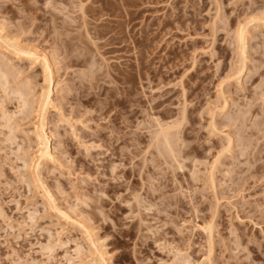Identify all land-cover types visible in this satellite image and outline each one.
<instances>
[{
  "label": "rangeland",
  "instance_id": "obj_1",
  "mask_svg": "<svg viewBox=\"0 0 264 264\" xmlns=\"http://www.w3.org/2000/svg\"><path fill=\"white\" fill-rule=\"evenodd\" d=\"M0 37V264H264V0H0Z\"/></svg>",
  "mask_w": 264,
  "mask_h": 264
},
{
  "label": "bare ground",
  "instance_id": "obj_2",
  "mask_svg": "<svg viewBox=\"0 0 264 264\" xmlns=\"http://www.w3.org/2000/svg\"><path fill=\"white\" fill-rule=\"evenodd\" d=\"M80 10H81V12L83 13L82 15H84V17H85V12H84V9H83V6H80ZM83 17V16H82ZM82 27H83V25H82ZM244 33H246V32H244L243 30H240L239 31V33L237 34V39H238V41L241 43V44H243L244 45V43H243V41L245 40L244 38H245V34ZM87 34V33H86ZM88 36V35H87ZM1 38H3V40H4V43L7 45V44H9L8 42H9V40H7L6 38V40L4 39V37H0V39ZM0 45H2V44H0ZM14 45V46H13ZM13 45H11V49H12V52L14 53V55H16V56H19L20 57V55L21 56H23L24 58H28V59H32V58H35L34 57V52H30V51H26V50H24V49H22V48H19V46H17V45H15V44H13ZM8 46H10V45H8ZM4 48V47H3ZM6 48H8V47H6ZM5 48V49H6ZM11 51V50H10ZM36 59V58H35ZM34 59V60H35ZM44 59V61L47 63V59L46 58H43ZM49 64V63H48ZM45 65V64H44ZM5 67V66H4ZM4 67H2L1 65H0V80L1 79H4L5 80V82H4V80H3V82L4 83H6V84H8L7 82H8V80L6 79V77H7V71L6 70H4ZM44 68V67H43ZM46 68V69H45ZM45 68H44V71L45 70H47L48 69V65L46 64V66H45ZM50 68V67H49ZM242 68H240V70H241ZM239 70V71H240ZM242 71V70H241ZM45 73H46V71H45ZM237 73H240V72H237ZM46 78H45V80H44V82L46 83L45 84V86L41 89V92H40V94H39V96L37 97V101H36V106H35V108H34V113H36V118H37V122H36V127H35V130H34V133H33V136H34V138H35V140H36V146H37V148H38V150H37V152H38V155H37V162H39L35 167L33 166H30V168L32 167L33 168V170L34 169H38L39 168V166H40V163L43 161V162H46V161H53V156H52V153H51V151H50V144H49V138H50V134H47V132L45 131V125H46V120H47V118H46V114H47V110H48V108H49V106H51L52 105V103H53V101H52V97H51V92H52V88H51V83H52V73H48L47 74V76H45ZM2 84L1 82H0V84H2L3 86L4 85H6V84ZM1 85V86H2ZM12 91V90H11ZM10 91V92H11ZM15 91H13V95L15 94V96L17 97V99L19 100H21L20 101V104H19V102H18V104L19 105H21L22 103V99L24 100L25 99V97H23V96H25V95H23L24 93H21L20 91H16V93H14ZM11 94V95H12ZM8 95H9V93H8ZM15 96H13V97H15ZM15 97V98H16ZM22 98V99H21ZM25 102L26 101H23V106L25 105L26 106V104H25ZM22 106V107H23ZM23 108H25V107H23ZM24 112V111H23ZM24 114V113H23ZM238 117V116H237ZM241 117V116H240ZM238 119V118H237ZM240 119V118H239ZM244 119V118H243ZM9 120H11V118L9 119ZM243 121V120H242ZM241 121V122H242ZM17 124V123H16ZM12 126V125H11ZM15 126V125H14ZM17 126H19V125H17ZM13 127V126H12ZM12 127L10 128V129H12ZM16 127V126H15ZM160 128V127H159ZM170 128H172L171 126L169 127V126H166V128H160V129H158V130H160V131H158V132H156L157 133V135H153V136H155V137H153L154 138V140H153V142L155 143V145L154 146H158V145H161V149H163V150H161V151H163V153L165 152L166 153V155H167V153H168V155L167 156H170V159H171V157H172V159H173V161L174 162H176L177 160H176V158L178 159V156H176L175 154H176V150L174 151V146L173 145H175V143L176 142H174L172 139H173V136H172V134L170 133L171 131H169L170 130ZM13 130V129H12ZM14 131V130H13ZM9 132H11L10 130H9ZM175 135H176V133H174ZM173 134V135H174ZM10 141V140H9ZM176 141V140H175ZM158 144V145H157ZM240 145V144H239ZM238 146V145H237ZM243 146H244V144H243ZM175 147H177V146H175ZM156 148V147H155ZM158 148V147H157ZM160 148V147H159ZM174 148V149H173ZM178 148V147H177ZM243 148H245V146L243 147ZM160 150V149H159ZM158 150V151H159ZM230 149H227L226 151L228 152ZM242 150V149H241ZM246 150V149H245ZM177 152H178V150H177ZM164 153V154H165ZM245 155V154H244ZM167 158H169V157H167ZM171 159V160H172ZM167 160V159H166ZM179 161V160H178ZM176 163H178V162H176ZM30 165H33V164H30ZM35 171V170H34ZM112 188H115L114 186H111ZM113 192V191H112ZM115 193V192H114ZM131 196V195H130ZM128 198V197H127ZM125 199V198H124ZM129 199V198H128ZM135 200L137 203H138V200H137V198H136V196H133V198H132V200ZM120 200H122V201H124L122 198H120ZM119 200V201H120ZM128 202V201H127ZM130 205V204H129ZM131 206V205H130ZM135 206V205H134ZM132 207V206H131ZM133 208V207H132ZM136 208V207H135ZM137 209V208H136ZM209 259V258H208ZM211 261V260H210ZM209 261V262H210ZM209 262H207V264H209Z\"/></svg>",
  "mask_w": 264,
  "mask_h": 264
}]
</instances>
